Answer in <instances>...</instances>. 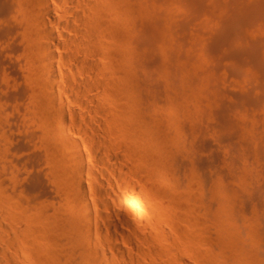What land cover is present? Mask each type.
Listing matches in <instances>:
<instances>
[{
  "label": "bare ground",
  "instance_id": "1",
  "mask_svg": "<svg viewBox=\"0 0 264 264\" xmlns=\"http://www.w3.org/2000/svg\"><path fill=\"white\" fill-rule=\"evenodd\" d=\"M0 16L10 25L6 35L24 43L11 50L24 62L17 97L31 98L26 107L41 115V138L53 145L46 169L70 207L50 214L42 195L30 194L35 204L18 199L43 191L42 174L31 185L18 172L0 175V264H70L65 238L90 264H264L258 238L249 237L254 246L239 228L208 232L219 213L201 206L195 172L169 193L178 115L164 105L174 100L171 88L197 115L221 101L223 118H215L224 127H241L247 112L264 107V0H0ZM166 77L169 86L159 81ZM243 82L258 86L259 96ZM235 112L241 121L233 122ZM225 196L217 197L222 207Z\"/></svg>",
  "mask_w": 264,
  "mask_h": 264
},
{
  "label": "rangeland",
  "instance_id": "2",
  "mask_svg": "<svg viewBox=\"0 0 264 264\" xmlns=\"http://www.w3.org/2000/svg\"><path fill=\"white\" fill-rule=\"evenodd\" d=\"M11 6H13V4ZM13 13H14V11H13ZM23 15L16 14V16L21 18V20H23L22 19ZM15 18H14V20H16ZM10 21L11 22L9 24L12 23V20H10ZM5 22L6 23L8 22V20H6V17L4 18V16H0V33H1L0 37L1 38L6 35L5 31H3L4 28H5V30L6 29L9 30V28H10V25L6 24ZM5 24L8 27H5L6 26ZM2 31L5 33V35H3L4 33ZM13 34L14 33H12V34L7 33V35L5 37H3V39L0 38V59L2 57V59H4L3 64L4 65L7 64L6 67L0 66V71L3 70V72H0V86H1L0 87L1 88L0 89V175L12 174V171L14 173L18 172L17 174L20 175L21 179L25 180L26 181L25 183L27 185H31L34 182H36L35 176L38 174H40V175L42 174L41 177L43 179L41 181L42 182L41 185H44L45 187L42 186V187H44V189L42 188L43 191H41V192L42 193L45 192V193L41 194V192L39 193V191L35 192L34 190L28 189V190H25L24 193L22 192V195H26L25 198H27V199H25L24 196H22V195L19 196L20 198H18V199L21 202L23 200V203H25L24 201L30 200L31 195L32 196L42 195V196H40V197H42L41 199L39 196L38 197L35 196V197L37 199L39 198L38 202L40 200H42L41 202H43L45 200H46L45 202H48V203H46L47 204L46 207H49L48 212H50V210H51L50 214L55 213L54 212L55 209H56V212L58 210H60V211H66L67 210L68 211L70 207L67 208L69 205H67L68 203L65 204V201H67L65 198L66 194L63 195L64 192L63 193H61L62 191L59 192L60 189L57 187L56 184H54V183H56V180L54 179L53 175L50 176V174H51L50 169L49 170L46 169L49 166L51 167V164H52L51 162H53V160L51 159L52 152L50 154V150H52L53 145H49V143H47V142L45 143L43 141V139L41 138L42 133H43L42 132L43 131L42 125L40 124V126H39V123H41V120H42L41 115L36 113L39 115V116L38 115L36 116L35 112L33 110L32 111L34 113H32V111H29V110H31L30 108L28 109L29 103H30V101H32L31 98H27V97L25 98L24 97L25 100H24V98H23V100H21L19 97H17V94L20 92V91L17 92V90H21L20 86L23 84L21 86V88H23L24 85L26 84L24 78L21 75V73H22L21 69L24 66V62L22 60V57L18 55V52L15 53L13 51V53H15L13 56L10 54H13L11 50L16 49L17 48L16 46L22 45L24 43L18 44L20 42V39L18 41V38H16L18 35L15 34L16 37H14ZM11 37L13 39L9 40V39H11ZM13 42H14V44L15 43H17V44L14 45ZM10 47L12 49H9ZM159 56H158V58H159ZM6 60L7 61L9 60V61L7 62ZM12 64H13V66H12ZM14 66L19 70L18 72H17L16 68L13 69ZM19 66L21 67V69ZM135 66H137V65H135ZM11 67H13L12 70H11ZM221 67H223V66H221ZM220 71H222V69H220L219 72ZM18 73H20L21 78H19L20 76L18 75ZM223 74L221 73V76H223ZM16 76L17 77L19 76L18 77L19 79ZM227 78L229 79L230 76H228ZM166 79H167L166 81H162L161 79H159V81H160V83L162 82V84L164 86H166V85L169 86L170 79H168L167 77H166ZM225 79L222 78V80H221L223 85L225 83H228V82L224 81ZM233 79H235V78L233 77ZM234 81L235 80H233V82ZM14 82L16 83V86H15ZM18 82H19V84H18ZM233 82L229 81V84H231L233 86ZM246 82H248V81H246ZM246 82H243V86L245 88L247 87V89L249 88V90L252 88L251 90H253L254 93H252L253 91H251V93L254 94V96H259L257 90H259L260 88L256 85H254V83H248L247 84ZM5 83H8V84L6 85ZM12 85H13V87H12ZM228 85H227V87H229ZM8 86H9V88H8ZM224 86H226V85H224ZM235 86H236V84H235ZM255 86L258 87V89H256ZM263 86H264V83H263ZM237 87H238V85H237ZM237 87H235L236 89L234 88V91L238 90ZM14 89L16 91H14ZM171 89L168 91L167 94H173L172 96H174V100L171 101L172 102L171 103L165 99L164 105L166 106V104H167V107L170 106L168 104H172V106L175 105L174 108L173 107H171V108L174 109L173 118L175 117L174 115H176V117L178 115L177 119H175V121L177 120L176 121L177 124H174L176 122L173 121V118L171 119L173 121V123H171L172 121H168V124L169 123L173 124V125L170 124L172 127L170 125L169 126H170V128L173 129L172 132L174 131L176 133V135H174V136L175 137H177L178 135L179 136H178V138H176V143H178L176 145L177 147L176 146L174 147V148H176V153L178 155L175 154V157L176 156L177 157H176V159L174 157V161H173L174 163L170 164L171 166L169 165L170 166L169 170H172V167L174 168L172 173L174 172L175 176H173V174L171 176H173L176 179V180H174V182L172 181L173 183H171V188L168 185L169 193H172V194L174 193V192H172L173 191L172 186L174 187L175 185L181 184V185H183V187L180 185L181 186L180 188L184 189V187H185L184 183L186 185L188 183L187 179L189 177L187 176V174L189 172L191 174H193L195 172L196 173V174L194 173L195 177L197 176L196 177L197 179H195V180L196 181L199 180L197 182L201 183V188L199 187L200 191L197 190V191H199V192H197L198 195L199 196L201 195V199L203 201V203L201 202V204H203L201 206L202 207L204 206L206 209L211 208L212 211H217V213H219L218 218L220 217L219 219L217 218V220L214 219L215 225L213 224V222H210L211 219H209V222H207L208 223L207 225H209V227H207L209 229V230L207 229L208 232H210L214 237H217L218 235L223 234V231H224L223 229L225 227L228 228L230 231H234V229L236 230L237 228H239L243 231V235H244L243 237L245 239L246 238L248 239L247 241L251 240L250 238H252V236H253V239H255V237H256V238H258V240H261V242H263V245L261 242H260L261 245H259L261 248V250H260L261 257L263 258L264 257V240H263L264 234L262 236L261 233H264V107L263 106L262 107L261 106H258V107L254 106V107H256V108H254L252 106L253 107V109H252V107L250 106V108H248V109H252V110H250L251 113H248V112L246 113L244 110V113H246L245 114L246 117L244 116L245 119H243V115H242L243 120L240 119L241 116H240V118L237 116V114L240 112H238V113L235 112L234 113L235 115H233V117H232L233 119H235V120H233V122L236 121V118H237V119H240V121L242 120L241 121L242 125H241V127H239L240 126L239 124L237 126V124H236L237 121H236L233 123V125L231 127L234 128L237 126L239 128L231 130L230 126H225V127L223 126L224 125V123H223L224 119H221V121L223 120L221 123L219 121L220 120L219 118H223V117H219L220 114L218 113V111L221 110L223 107V105H222L223 103L221 101L214 100L213 102H209L210 104L213 103L211 105L213 107L210 106V108H214L215 110L212 109V111H211L209 108H207V106H205V108L203 107V109L202 108L198 109V110L202 109L201 111H203V112H204V110L206 111L209 109L208 112H210V113L212 112V114L214 115V116L212 115L209 117V114H210L209 113L208 115L206 114L208 117L203 118L205 116L203 112H201V111L199 112L197 110L199 113H202V115H204L203 117L201 114H200L201 115L200 116L199 114L197 115L196 113L193 112L194 111V109H193L194 104L193 105H192V103L189 104L191 102V100L190 101L186 100V102H184L185 98L182 97V95H180V94H174ZM227 90L229 91V89H227ZM234 91H232V92H234ZM259 91H261V90H259ZM143 94H144V96H147L148 92L145 90V91H143ZM176 97L178 99L175 100ZM179 98L181 100H179ZM180 101H183V102H180ZM204 102H206V101H204ZM184 104L185 105L188 104L189 106H185ZM195 104H196V102H195ZM199 104L201 106V103H199ZM219 104L221 105V109H220V107H218ZM26 105L28 107H26ZM196 105L199 107L198 103ZM196 105H195V109L198 108V107H196ZM216 105H218V106L216 107ZM176 107H179L178 108L179 110H177ZM216 108H217V110H216ZM261 108H263V109H261ZM248 109L246 108L247 111H249ZM183 110H185V111H183ZM189 110H192L193 114L188 113ZM197 111L195 110V112H197ZM242 113H243V111H242ZM185 114H186V116L188 114L189 115L186 117ZM248 114H249V116H248ZM190 115L192 117H194V119H199L202 117V123H201L202 126H201L200 121H199L200 119L196 120L197 122H199L198 126L200 128L197 126L196 121H192L193 120L192 117H191L192 120L190 119ZM239 115H241V113ZM217 116L219 117L218 118L219 120L215 118ZM217 121H218V123H217ZM178 122H179V126H178ZM193 122H195V123H193ZM245 125L248 127V129ZM196 127H198V128H196ZM228 127H230V128H228ZM224 128H226V129H224ZM199 129H200V131H199ZM230 130L232 131L233 134L238 132V135L235 136V134H234V136H233V134L230 133ZM242 132L245 136L242 135ZM246 132H249V133H246ZM35 135H37V136H35ZM232 141H234V142H232ZM172 144H174V143H171V145ZM173 146H171V147H173ZM49 147H52V148L50 149ZM48 151H49V153H48ZM50 160H51V162H50ZM186 169H188V171ZM44 171H46V172H44ZM32 175H33V177H32ZM52 178L54 179V181ZM32 179H33V181H32ZM44 182L46 184H44ZM31 191L32 192L34 191V192L32 193ZM234 191H235V193H234ZM58 193L60 194V196ZM223 194L227 196V197L226 196L225 197L227 198V201H228V203H227L228 205L225 204V205H227L225 207L220 206L221 203H219V198H221ZM35 197H31V200H30V201H32V199H33L32 202H34V204L38 203V202H35L37 200ZM217 197H219V198L217 199ZM34 198H35V200H34ZM143 198H145V197L143 196ZM215 199H217L218 201ZM59 200H61L63 202H61ZM45 202H43V203L45 204ZM148 204H147L148 209L151 211L153 209V211H154L155 210L154 205H152V204L148 205ZM54 205L57 208L54 207ZM63 208H66V209H63ZM213 208H215V209H213ZM50 216H53V215H50ZM50 220H51V218H50ZM139 222H141V221H139ZM217 222H219V223L216 224ZM229 222H230V224H229ZM143 223H144V221H143ZM224 224L225 225L227 224V225L224 226ZM212 225H214V227ZM250 227L251 228L255 227L256 230L252 229L253 230L252 231ZM246 231L248 232V234ZM62 242H63L62 243L63 245L65 244V248L68 250V252L70 253V251H71V253H72V254H70V256H67L68 259L70 257V259H69L70 264H73V263L74 264H90V261L88 259L85 260L86 258L82 255V249L79 247L77 248L75 242L72 243V240L70 239V241H69L68 238L63 239ZM66 243H68V244H66ZM97 243L100 246H102V245L106 246V244H107L106 237L103 240L98 241ZM255 243L256 242L253 240L249 241V244H251V245L256 246ZM65 256H66V254H65ZM65 256H63L64 260L67 259ZM82 261L84 263H82Z\"/></svg>",
  "mask_w": 264,
  "mask_h": 264
}]
</instances>
